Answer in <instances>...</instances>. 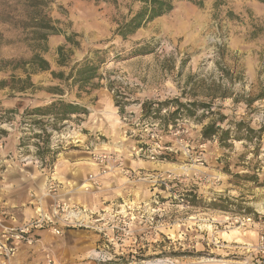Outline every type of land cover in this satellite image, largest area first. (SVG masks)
Wrapping results in <instances>:
<instances>
[{
	"label": "rangeland",
	"instance_id": "rangeland-1",
	"mask_svg": "<svg viewBox=\"0 0 264 264\" xmlns=\"http://www.w3.org/2000/svg\"><path fill=\"white\" fill-rule=\"evenodd\" d=\"M44 1L0 0V170L37 179L64 151L91 160L87 200L47 184L50 234L99 233L86 264H264V4L176 0L123 38L113 31L132 0ZM44 17L60 32L34 27ZM94 49L107 57L97 76L65 80ZM58 99L84 111L33 113ZM174 100L203 107L172 117ZM211 123L226 139L202 137ZM130 158L143 174L125 168Z\"/></svg>",
	"mask_w": 264,
	"mask_h": 264
},
{
	"label": "crops",
	"instance_id": "crops-1",
	"mask_svg": "<svg viewBox=\"0 0 264 264\" xmlns=\"http://www.w3.org/2000/svg\"><path fill=\"white\" fill-rule=\"evenodd\" d=\"M76 151L78 150L64 151V154H68L71 158L57 159L56 171L54 169L50 174H41L37 179H31L9 168L0 170V211L3 226H15L31 218L44 220L42 226L35 230L32 243H14V249L10 255L12 262L45 264L43 254L49 247L56 253L55 259L58 264H86L85 261L93 249L92 246L100 244L99 233L92 230L76 229L72 233L75 234L74 237L61 235L55 237L50 234L49 222L54 221V200L43 193L51 179L58 185V194H67L71 199L87 200L88 198L78 192L80 185L86 183L87 175L94 170V164L89 159L74 158L76 155H71L74 154L71 152ZM124 165L135 177L143 174L142 168L145 166V161L124 159ZM117 176L126 178L122 174ZM110 177L107 175L104 179ZM89 201L92 200L89 199Z\"/></svg>",
	"mask_w": 264,
	"mask_h": 264
},
{
	"label": "trees",
	"instance_id": "trees-1",
	"mask_svg": "<svg viewBox=\"0 0 264 264\" xmlns=\"http://www.w3.org/2000/svg\"><path fill=\"white\" fill-rule=\"evenodd\" d=\"M29 3V6L32 8H36L39 10V6L43 4L44 0H26ZM96 1H104V2H113L116 0H96ZM176 0H132L131 5L129 6L128 12L122 17L117 27L113 31L114 36H121L125 38L128 34L134 33L138 28L144 26L146 23L154 19L155 17L164 15L169 13L173 8ZM264 4V0H259ZM137 4V9H134V5ZM34 27L48 30L50 32H60L57 27H55L50 19L40 18L35 21ZM44 39H46V35H41ZM66 40L71 42L72 34H65ZM112 40V38L110 39ZM59 51L62 50V47L58 48ZM101 49H94L93 55H86L82 60L75 62L69 73L64 77V79L76 78L78 81L83 82L91 77L97 76L98 65L106 60L107 57L100 56ZM39 60L40 69H48V63L39 55H36ZM36 57V58H37ZM176 103V109L172 111L169 116L175 117L177 115L180 116L181 112L186 113V115H194V111L197 107H203L202 103H197L196 101H191L188 103H181L178 100H174ZM166 103V102H165ZM152 104V103H151ZM149 104V106L151 105ZM142 110L147 112L149 108H145L146 105L143 103L141 105ZM46 113H42L44 109ZM51 108H55L52 110ZM183 110V111H181ZM33 113H40L45 115H55L60 117L68 116L69 113H79L84 111V109L78 105L73 103L64 102L61 99L50 103L44 107H35L33 109ZM44 112V111H43ZM237 125H242L241 122L236 123ZM250 131V130H249ZM219 135L220 139H226V135L229 134V129H221L215 124L211 123L205 127H203L201 131V135L203 138H210L213 135ZM194 197V195H192ZM193 201V199H192Z\"/></svg>",
	"mask_w": 264,
	"mask_h": 264
},
{
	"label": "built area",
	"instance_id": "built-area-1",
	"mask_svg": "<svg viewBox=\"0 0 264 264\" xmlns=\"http://www.w3.org/2000/svg\"><path fill=\"white\" fill-rule=\"evenodd\" d=\"M159 146L158 144H156ZM153 151L157 149L153 147ZM157 154L152 151L149 154L150 160L154 159ZM64 207L59 204L56 205L55 211L62 210ZM44 220L42 218H31L25 222L11 227L3 226L2 213L0 211V264H16L10 260V255L14 249V243H32L34 241V231L42 226ZM52 231L56 234L59 233V228L53 226ZM259 247L264 250V236L260 237ZM45 264H55L52 255L48 252L45 253Z\"/></svg>",
	"mask_w": 264,
	"mask_h": 264
}]
</instances>
